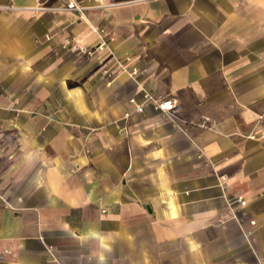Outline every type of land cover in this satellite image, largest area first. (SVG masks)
I'll return each mask as SVG.
<instances>
[{"label": "crops", "instance_id": "crops-1", "mask_svg": "<svg viewBox=\"0 0 264 264\" xmlns=\"http://www.w3.org/2000/svg\"><path fill=\"white\" fill-rule=\"evenodd\" d=\"M0 264H264V0H0Z\"/></svg>", "mask_w": 264, "mask_h": 264}, {"label": "built area", "instance_id": "built-area-1", "mask_svg": "<svg viewBox=\"0 0 264 264\" xmlns=\"http://www.w3.org/2000/svg\"><path fill=\"white\" fill-rule=\"evenodd\" d=\"M70 8H76L77 6L74 3H70L69 4ZM144 101L142 103H137L136 105V109L138 111H144L145 109V105L149 102L152 104V106L156 109V110H160L164 113H170L171 111H173L177 105H178V100L175 97H170V98H157L154 96V94L146 89H144ZM133 102H136L135 99H132ZM225 179H222L221 184H224ZM222 184V185H223ZM240 202V203H244L243 199L241 197H237L234 201H231V203L233 202Z\"/></svg>", "mask_w": 264, "mask_h": 264}]
</instances>
